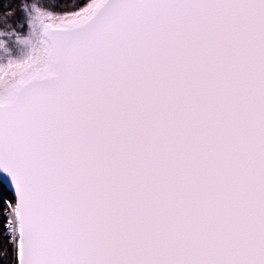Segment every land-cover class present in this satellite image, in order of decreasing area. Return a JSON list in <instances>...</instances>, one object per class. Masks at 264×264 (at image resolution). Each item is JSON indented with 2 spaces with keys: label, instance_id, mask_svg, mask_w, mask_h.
<instances>
[{
  "label": "snow or ice",
  "instance_id": "snow-or-ice-1",
  "mask_svg": "<svg viewBox=\"0 0 264 264\" xmlns=\"http://www.w3.org/2000/svg\"><path fill=\"white\" fill-rule=\"evenodd\" d=\"M0 264H264V0L0 4Z\"/></svg>",
  "mask_w": 264,
  "mask_h": 264
},
{
  "label": "trees",
  "instance_id": "trees-1",
  "mask_svg": "<svg viewBox=\"0 0 264 264\" xmlns=\"http://www.w3.org/2000/svg\"><path fill=\"white\" fill-rule=\"evenodd\" d=\"M7 2H10V0H0V4H5ZM51 2L64 6L65 4H67L68 0H51Z\"/></svg>",
  "mask_w": 264,
  "mask_h": 264
}]
</instances>
